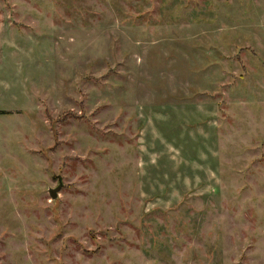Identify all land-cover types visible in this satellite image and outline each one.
<instances>
[{
    "label": "rangeland",
    "instance_id": "obj_1",
    "mask_svg": "<svg viewBox=\"0 0 264 264\" xmlns=\"http://www.w3.org/2000/svg\"><path fill=\"white\" fill-rule=\"evenodd\" d=\"M0 264H264V0H0Z\"/></svg>",
    "mask_w": 264,
    "mask_h": 264
},
{
    "label": "water",
    "instance_id": "obj_2",
    "mask_svg": "<svg viewBox=\"0 0 264 264\" xmlns=\"http://www.w3.org/2000/svg\"><path fill=\"white\" fill-rule=\"evenodd\" d=\"M60 186V181L58 180V184L55 186V187H50V188H47L46 190L48 191V193H49V195H50V197L52 196V198L53 197H55V195H56V189L58 188Z\"/></svg>",
    "mask_w": 264,
    "mask_h": 264
}]
</instances>
